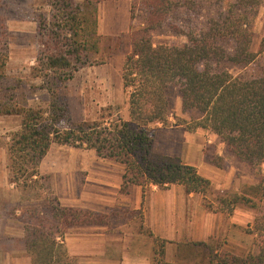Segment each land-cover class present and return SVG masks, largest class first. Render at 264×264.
Instances as JSON below:
<instances>
[{
    "label": "trees",
    "instance_id": "trees-1",
    "mask_svg": "<svg viewBox=\"0 0 264 264\" xmlns=\"http://www.w3.org/2000/svg\"><path fill=\"white\" fill-rule=\"evenodd\" d=\"M43 1L50 13L38 19L43 49L34 68L42 82L40 90L45 92L43 105H29L24 83L8 77L7 37L0 38V117L22 118L20 130L8 137L7 171L10 183L27 196L29 204L16 207L11 215L23 225L19 242L31 264H80L65 243L70 229L110 225L106 215L64 207L54 195L51 177L40 171L53 145L93 151L98 158L122 166L120 193L124 195L140 187L145 198L154 188L168 191L179 186L188 195L201 196L213 213L232 215L239 205L251 209L264 206L262 179L249 188V196L226 194L217 198L214 208L207 200L212 182L180 158L156 154L151 129L168 123L167 90L175 84L183 111L199 114L187 124L189 132L204 130L216 135L227 155L240 163H264V76L245 80L232 72L233 68L246 69L264 56V38L258 52L253 50L264 0H232L222 12L207 18L201 30L185 32L173 25L177 34L187 39L175 46L154 45L152 34L169 25V16L181 7L176 0H142L144 18L137 28L133 5L132 51L122 69L129 118L106 110L97 121L80 122L71 115L69 84L101 52L100 0ZM225 42L232 44L230 50L224 47ZM249 233L256 236V252L237 256L205 242L194 243L192 246L204 249L203 260L195 264H264V213L255 219ZM150 237L155 243L153 264H191L168 262V242L151 233Z\"/></svg>",
    "mask_w": 264,
    "mask_h": 264
},
{
    "label": "rangeland",
    "instance_id": "rangeland-1",
    "mask_svg": "<svg viewBox=\"0 0 264 264\" xmlns=\"http://www.w3.org/2000/svg\"><path fill=\"white\" fill-rule=\"evenodd\" d=\"M107 1L111 0H100L104 4H107ZM141 1L132 0L136 16L133 24L135 28L144 18V12L140 8ZM218 1L176 0L181 7L175 8L169 16V25L153 32V44L175 46L186 43V37L177 34L173 25L181 26L185 32L191 28L201 30L207 18L215 17L232 2V0ZM44 13H50V8L43 0H0V38L6 35L10 55L8 77L12 81L20 80L24 83L28 103L31 106L43 105L45 99V92L40 90L42 82L34 73V68L38 66L37 59L43 49L38 19ZM105 22V26L111 25L108 21ZM129 30L114 36H103L98 29L101 37L100 54L94 57L90 65L83 67L69 84L68 99L71 115L75 121H97L102 114L107 113L106 110H112L125 120L129 118L128 97L122 83L124 60L132 51ZM263 38L264 4L259 9L256 22L253 47L255 52H258ZM223 45L229 50L232 48L231 43L225 42ZM232 72L245 80L262 77L264 56L254 65L246 69L233 68ZM167 99L170 106L168 123L155 124L151 127L155 134L154 152L178 157L188 165H196L199 173L212 182V192L207 200L214 208L217 207V198L226 194L249 196V188L257 186L264 179V163L260 166L240 163L227 155L225 145L216 135L204 130L189 132L187 124L197 119L199 114L195 111H183L182 99L175 84L168 87ZM21 122L22 118L17 116L0 118L2 157L5 158L6 152H1V149L7 150L8 137L20 130ZM7 172L6 176H8ZM99 172L104 174L112 172L123 176L124 169L113 162L100 160L93 151L59 145L52 146L41 171L42 176L51 177L52 191L62 206L106 215L110 225L103 226L107 227L109 233L122 235L128 239L140 234L154 242L150 237V233L155 236L151 227L153 224L151 218H154L155 212L151 208L154 201L149 195L151 191H148L145 209L139 211H131L120 206L118 202L111 205L114 201H108L105 197L113 195L112 187H109V190L98 191L103 199H100L102 203L95 204V210L89 207L66 205L69 199L73 200V197L81 196L83 193L91 194L94 189L91 183H88V179ZM11 185L8 180V186L0 191V209L5 211L14 227L18 224L23 228L22 223L11 214L16 207L29 205L26 202L27 196L14 186L10 189ZM183 190L181 187H175L174 193H168L163 198L162 233L166 238L163 240L168 242L166 252L168 245L174 246L169 250V258L172 261L191 264L202 261L204 249L192 246L200 242L208 243L215 248L220 247L237 256H246L257 251L256 236L249 232L255 219L264 213V206L251 209L239 205L232 215L213 213L205 207L201 196L195 195L186 199ZM108 202L112 203L106 204ZM145 216L148 217L149 227L145 225ZM165 228L168 229L167 232ZM16 245L4 246L0 253L4 250L5 254L6 251L18 248L20 252H25L22 246ZM28 257L27 254L20 253L14 256L13 261L17 260L16 264H28L26 262ZM6 258L4 256L1 259L0 254V264H6L4 260Z\"/></svg>",
    "mask_w": 264,
    "mask_h": 264
},
{
    "label": "crops",
    "instance_id": "crops-1",
    "mask_svg": "<svg viewBox=\"0 0 264 264\" xmlns=\"http://www.w3.org/2000/svg\"><path fill=\"white\" fill-rule=\"evenodd\" d=\"M131 7L132 0H111L107 1V4L100 2L98 6V29L101 35L114 36L129 30L131 21ZM105 21H108V23H111V25L105 26ZM1 150V152H6V156L4 158V156L2 157V155L0 154V191L8 186L9 180V175L7 172V150H5L4 148H2ZM45 159L41 164L40 171L43 170ZM100 160L105 161L104 159ZM192 166H194V164ZM5 168L8 176L5 175ZM113 178L115 180H113ZM88 181V183H91L94 191H92L91 194L83 193L81 196H77L75 198L73 197V200L69 199L66 203L67 206L82 208L89 207L92 210H95V204L102 203L100 202V199H103L98 191L102 189L109 190V187L113 188V195L107 196L105 198L108 201H114L111 205H114L118 202L120 206H124L131 211H139L141 209H145L147 205L146 201H148V193L146 194V198L144 199V193L140 187H134L129 195L120 193L122 176L118 174H113L112 172H105L104 174L103 172H99L96 175L89 177ZM11 187H13V185L10 186V189ZM175 187L179 186H174L168 191H161L154 188L149 194L154 199L151 208L155 210L153 214L154 218H151V221L153 223L151 224V227L155 234V237H159L160 239H166L162 233L164 230V227L162 226L161 213L164 207L163 198L164 195L168 193H174ZM181 188L184 189L183 187ZM183 193L186 199H190L195 196V194L188 195L185 189L183 190ZM110 203L112 202H108L106 204ZM16 214L18 216L20 213L17 212ZM145 218V225L146 227H149L147 219L148 217L145 216ZM107 231V227L103 225L75 227L70 229L69 234L65 238V243L67 245L69 253L73 257H76L81 264H153L155 252V243L153 241L148 240L146 237L140 234H136L132 236V238L128 239L122 235H116ZM167 231L168 229L165 228V232ZM22 237L23 228L18 224H16V227H14L13 222L7 216V214H5V211L3 209H0V250L2 249V247L7 245H9V247H13L16 244L18 246H22V244L19 242V239H21ZM170 247L172 249L174 248L173 245H168L166 259L170 263H176L175 261H172L171 258H169ZM20 253L26 254V252H20V248L16 250L11 249L9 251H6L5 254L3 250L0 254L1 259L4 258V256L7 257L6 259H4L6 264H16L17 260L13 261L14 256L19 255ZM26 262L28 264H31V259L28 257V260Z\"/></svg>",
    "mask_w": 264,
    "mask_h": 264
}]
</instances>
